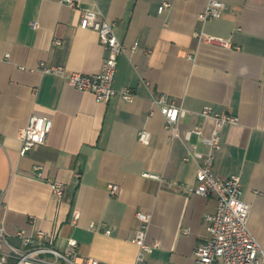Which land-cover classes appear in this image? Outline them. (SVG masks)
Instances as JSON below:
<instances>
[{
	"label": "crops",
	"instance_id": "1",
	"mask_svg": "<svg viewBox=\"0 0 264 264\" xmlns=\"http://www.w3.org/2000/svg\"><path fill=\"white\" fill-rule=\"evenodd\" d=\"M72 1L76 8L58 0H0V223L9 243L20 246L17 230L42 231L61 249L76 240L78 263L134 264L138 248L131 240L136 214L143 213L146 244L158 243L147 264H196L216 198L182 190L196 185L200 161H185L186 146L170 140L152 101L165 95L189 112L182 130L195 126L203 138L213 128L211 119L197 115L205 107L237 119L221 130L210 171L220 182L240 177L241 200L250 207L247 226L264 251V0H215L223 4L221 15L203 26L198 15L209 0ZM163 3L171 8L158 14ZM85 10L114 24L125 52L112 87L129 88L133 103L116 96L98 104L92 94L42 74L41 64L66 74L101 71L105 51L98 35L79 28ZM201 30L231 48L199 43ZM32 116L48 120L50 132L43 146L21 156L18 133ZM141 130L150 134L146 145L138 142ZM190 143L207 152L196 137ZM36 167L43 180L33 177ZM47 180L63 185L62 198ZM109 185L119 187L116 196Z\"/></svg>",
	"mask_w": 264,
	"mask_h": 264
},
{
	"label": "built area",
	"instance_id": "2",
	"mask_svg": "<svg viewBox=\"0 0 264 264\" xmlns=\"http://www.w3.org/2000/svg\"><path fill=\"white\" fill-rule=\"evenodd\" d=\"M60 5L76 8L72 0H58ZM171 6L163 3L158 8V14L169 11ZM223 4L215 0H209L204 10L198 15L202 26L220 17ZM79 28L85 31H92L98 35L99 43L105 51L102 69L98 74L83 75L78 73L66 74L62 68L40 65L42 74L54 75L65 80L66 84L79 92H87L93 95L98 104H107L112 98L119 96L126 103L134 102V95L129 88L120 91L113 89L112 84L117 68L118 58L125 52L123 45L118 41L114 33V24L105 20L102 15L93 10H85L79 22ZM199 43L218 46L230 49L231 45L221 39L207 36L203 31L195 34ZM60 45V42H55ZM135 47V46H134ZM135 49V48H134ZM8 57V56H7ZM152 101L159 109L165 123V129L170 133V140H179L187 150L185 161H200L196 172V185L182 186V190L188 195L202 197L214 196L216 198V209L213 213L207 214L204 219L206 240L199 244L194 252L196 264H264V251L257 240L250 233L247 221L250 212L248 204L241 200V181L238 175L230 176L227 180L220 182L211 174L213 164V152L219 148V135L225 125L237 124L233 116L221 113H214L209 107H205L199 114L200 117L211 119L213 128L208 138H203L201 131L195 127L182 130L181 120L189 112L180 106L167 101L165 95L153 97ZM193 118L197 115L191 114ZM51 123L42 117L32 116L28 125L18 133L20 141V155L25 156L38 146L46 143L50 132ZM192 137H196L207 147V152L201 154L197 151L196 144L190 143ZM150 140V134L141 130L138 133V142L146 145ZM33 177L43 180L42 168L36 167ZM142 177L164 183L163 177L143 173ZM56 198L64 196V187L61 183L46 181ZM109 194L116 196L119 187L108 186ZM79 213H73V221L78 220ZM136 219L139 222L137 231L131 242L137 246L138 253L134 264H147L146 255L158 247V243L146 244V235L149 225V217L143 213H137ZM91 230H95L93 224ZM105 231V234H108ZM9 234L0 223V264H98L96 260L86 258L78 263V243L76 240H69L67 246L59 248L52 236L38 231L34 235H28L24 230H17L14 237L20 242L19 247L11 245L8 241Z\"/></svg>",
	"mask_w": 264,
	"mask_h": 264
}]
</instances>
